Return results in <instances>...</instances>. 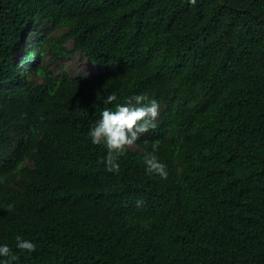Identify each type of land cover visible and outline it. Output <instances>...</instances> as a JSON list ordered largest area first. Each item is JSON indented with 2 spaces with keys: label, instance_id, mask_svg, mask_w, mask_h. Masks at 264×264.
<instances>
[{
  "label": "trees",
  "instance_id": "trees-1",
  "mask_svg": "<svg viewBox=\"0 0 264 264\" xmlns=\"http://www.w3.org/2000/svg\"><path fill=\"white\" fill-rule=\"evenodd\" d=\"M78 53L96 69L50 65ZM137 94L157 127L109 172L90 127ZM5 244L11 264H264V0H0Z\"/></svg>",
  "mask_w": 264,
  "mask_h": 264
},
{
  "label": "clouds",
  "instance_id": "clouds-1",
  "mask_svg": "<svg viewBox=\"0 0 264 264\" xmlns=\"http://www.w3.org/2000/svg\"><path fill=\"white\" fill-rule=\"evenodd\" d=\"M197 0H189L191 5H195ZM117 99L115 94L107 95L104 103L110 104ZM159 115L158 102L150 98L147 94H137L130 97L125 104H116L115 110L105 108L101 113V118L95 121L89 131L91 142L94 145L104 143L107 149V155L103 158L106 169L109 172L118 173L120 165L117 162L119 157L125 155L126 149L133 146L141 135L157 127L155 120ZM159 141L153 143V153L158 149ZM146 172L156 174L161 179L168 178L167 165L160 162L156 155L150 153L144 157ZM143 202L137 201V206ZM14 205H7V210H13ZM17 247L21 250L34 252L36 245L23 240L20 236L16 237ZM0 256L9 257L11 261L18 259L12 254L10 247L0 245Z\"/></svg>",
  "mask_w": 264,
  "mask_h": 264
},
{
  "label": "rangeland",
  "instance_id": "rangeland-1",
  "mask_svg": "<svg viewBox=\"0 0 264 264\" xmlns=\"http://www.w3.org/2000/svg\"><path fill=\"white\" fill-rule=\"evenodd\" d=\"M17 58H20L22 54H16ZM50 59V55L48 56ZM65 64L69 71L74 73L80 72H91L96 69L95 65L92 61L87 59L82 53H78L74 57H59L56 61L51 62V67L55 69V71H61V65Z\"/></svg>",
  "mask_w": 264,
  "mask_h": 264
}]
</instances>
